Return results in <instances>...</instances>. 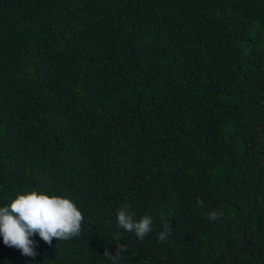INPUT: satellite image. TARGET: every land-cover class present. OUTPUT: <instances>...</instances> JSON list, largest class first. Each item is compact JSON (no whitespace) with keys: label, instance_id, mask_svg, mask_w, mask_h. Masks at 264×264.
<instances>
[{"label":"trees","instance_id":"1","mask_svg":"<svg viewBox=\"0 0 264 264\" xmlns=\"http://www.w3.org/2000/svg\"><path fill=\"white\" fill-rule=\"evenodd\" d=\"M263 125L264 0H0V206L84 217L34 258L0 238V264H264Z\"/></svg>","mask_w":264,"mask_h":264},{"label":"clouds","instance_id":"2","mask_svg":"<svg viewBox=\"0 0 264 264\" xmlns=\"http://www.w3.org/2000/svg\"><path fill=\"white\" fill-rule=\"evenodd\" d=\"M198 207H205L202 199H197ZM128 207L121 208L116 213V222L125 232H132L137 239L143 240L153 231V220L150 215H144L136 221ZM209 221H215L223 216L222 210H212L206 214ZM84 217L77 206L68 198L49 196L38 191L18 194L10 203L0 206V238L7 247L18 249L23 256L34 258L36 245L31 239L34 235L46 244L52 241H67L79 237L82 232ZM169 224L158 235V241L163 242L170 234ZM121 239L117 234L114 241ZM126 246L117 244L113 254L105 249L103 255L111 264H119Z\"/></svg>","mask_w":264,"mask_h":264},{"label":"water","instance_id":"3","mask_svg":"<svg viewBox=\"0 0 264 264\" xmlns=\"http://www.w3.org/2000/svg\"><path fill=\"white\" fill-rule=\"evenodd\" d=\"M263 126H264V125H263ZM253 206H254V203H253ZM253 206L250 208V210H249L248 213H247V217H246V219H245V221H244V225L246 224L247 218H248V216L250 215V213H251V211H252V209H253ZM243 231H244V230H243ZM243 243H244V237L242 238L241 245H240V248L238 249V252L241 250V248H242V246H243ZM233 257H235V255H234ZM229 263H230V261L227 262V264H229Z\"/></svg>","mask_w":264,"mask_h":264}]
</instances>
